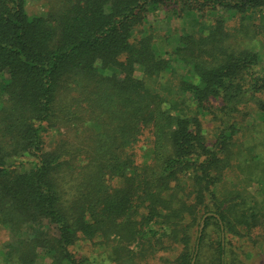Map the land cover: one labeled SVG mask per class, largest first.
I'll return each instance as SVG.
<instances>
[{
  "label": "trees",
  "instance_id": "1",
  "mask_svg": "<svg viewBox=\"0 0 264 264\" xmlns=\"http://www.w3.org/2000/svg\"><path fill=\"white\" fill-rule=\"evenodd\" d=\"M46 1L0 0V264H249L264 0Z\"/></svg>",
  "mask_w": 264,
  "mask_h": 264
},
{
  "label": "rangeland",
  "instance_id": "2",
  "mask_svg": "<svg viewBox=\"0 0 264 264\" xmlns=\"http://www.w3.org/2000/svg\"><path fill=\"white\" fill-rule=\"evenodd\" d=\"M46 0H28L26 10L29 15H36L44 13V7L47 5ZM144 151H140L142 154ZM209 237H215L214 235V227L212 225L208 226ZM2 234V233H1ZM0 234V238H3V235ZM255 234L254 239L256 241H260L256 237ZM99 240H94L93 242H85L80 241L76 244L73 249V253L77 257V259L82 261V264H111V262L106 257L107 255L104 253L103 246H100ZM135 250V249H134ZM255 256L249 262V264H264V247L262 244H258L254 249ZM175 257L174 254L165 255V254H157L156 256H150L141 264H159L164 259H173Z\"/></svg>",
  "mask_w": 264,
  "mask_h": 264
},
{
  "label": "water",
  "instance_id": "3",
  "mask_svg": "<svg viewBox=\"0 0 264 264\" xmlns=\"http://www.w3.org/2000/svg\"><path fill=\"white\" fill-rule=\"evenodd\" d=\"M202 228H203V226L201 225L200 228H199V236H200V234H201V232H202ZM194 261H195V260L193 259L192 262H191V264H194Z\"/></svg>",
  "mask_w": 264,
  "mask_h": 264
}]
</instances>
